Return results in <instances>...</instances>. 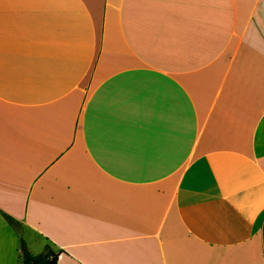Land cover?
<instances>
[{
	"label": "crops",
	"instance_id": "crops-1",
	"mask_svg": "<svg viewBox=\"0 0 264 264\" xmlns=\"http://www.w3.org/2000/svg\"><path fill=\"white\" fill-rule=\"evenodd\" d=\"M264 0H0V264H264Z\"/></svg>",
	"mask_w": 264,
	"mask_h": 264
},
{
	"label": "trees",
	"instance_id": "trees-1",
	"mask_svg": "<svg viewBox=\"0 0 264 264\" xmlns=\"http://www.w3.org/2000/svg\"><path fill=\"white\" fill-rule=\"evenodd\" d=\"M264 230V225H263ZM21 252L23 264H57L59 253L53 250L50 245L46 246L44 252L39 254L32 253L25 240L21 239Z\"/></svg>",
	"mask_w": 264,
	"mask_h": 264
}]
</instances>
